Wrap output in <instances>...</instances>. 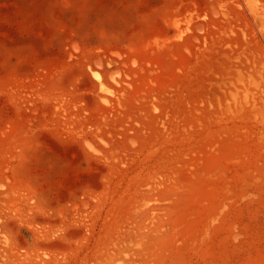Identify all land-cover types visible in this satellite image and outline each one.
<instances>
[{"label":"rangeland","instance_id":"1","mask_svg":"<svg viewBox=\"0 0 264 264\" xmlns=\"http://www.w3.org/2000/svg\"><path fill=\"white\" fill-rule=\"evenodd\" d=\"M0 264H264V0H0Z\"/></svg>","mask_w":264,"mask_h":264}]
</instances>
